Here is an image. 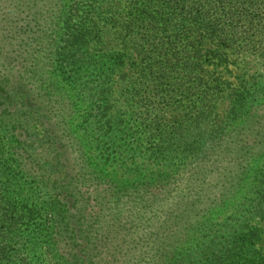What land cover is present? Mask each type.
Listing matches in <instances>:
<instances>
[{
  "label": "trees",
  "instance_id": "1",
  "mask_svg": "<svg viewBox=\"0 0 264 264\" xmlns=\"http://www.w3.org/2000/svg\"><path fill=\"white\" fill-rule=\"evenodd\" d=\"M56 1L62 25L51 24L49 33L46 58L58 69L45 81L49 86L38 91L32 84L33 93L22 79L10 88L0 84V134L12 133L8 149L0 150V264H264V109L262 116L257 111L264 107L263 83L241 82L226 99L229 114L198 126L192 135L198 139L185 141L180 155L155 149L167 169L149 176L134 160L124 165L129 147L116 138L119 121L92 89L104 59L93 61L90 32L64 27L72 0ZM262 6L264 0H130L121 26L123 52L111 57L119 64L127 56L133 60L134 95L152 88L146 81L154 76L161 82L176 75V90L189 83L197 88L203 79L193 73L216 63L207 55L223 62L217 39L230 46L241 36L240 21L257 27L260 21L249 11ZM71 11L80 14L78 5ZM38 70L27 69L25 81L29 76L38 82ZM65 83L88 91L90 123L105 130L102 141L111 142L113 159L107 155L97 163L100 170L72 130L74 105L69 112L60 102L44 103L62 98ZM217 87L209 82L198 97V122L211 109L209 95ZM249 119L251 141L249 130L239 129ZM66 138L81 147L68 149ZM110 160L124 165L122 178L129 172L133 179L103 174ZM233 202L232 214L210 222Z\"/></svg>",
  "mask_w": 264,
  "mask_h": 264
},
{
  "label": "rangeland",
  "instance_id": "2",
  "mask_svg": "<svg viewBox=\"0 0 264 264\" xmlns=\"http://www.w3.org/2000/svg\"><path fill=\"white\" fill-rule=\"evenodd\" d=\"M56 3V0H0V84L10 88L14 85L16 78L22 79L21 82L27 83L26 87L34 93L35 89L40 90L39 86H42L47 79L57 74L55 62L51 63L48 61L49 58H46L51 24L55 27L62 25V15ZM73 5H78L80 14L77 15L71 11ZM129 6L130 0L68 1L64 27L69 26V29L75 32L77 30L90 32L87 39L91 40L90 52L93 55V61L104 59L103 66L97 71L92 89L98 91L100 101L106 100L112 108L111 113L115 114L119 121L121 132L119 131L116 138L120 140L123 138L126 146L129 147V157L126 158L124 165L132 166L134 160L143 169H148L145 173L149 171V176L154 171V174L158 175L167 168L159 165L156 160L158 152L155 149L159 148L162 151L172 149L175 151L172 152L175 156L180 155L179 152L184 148L185 141L193 143L198 139L192 135L199 127H205L207 123L214 125L218 119L229 114L231 106L226 99L239 90L241 82L261 81L264 86V6H262L263 10L249 11L254 13L252 16L260 21L257 22L259 24L257 27L251 28L248 22L240 21L241 36L229 42L232 43L230 46L223 45L224 39H217L224 49L216 54L221 55L223 62L213 57L215 53L207 55V61L212 57L216 63L206 66L198 74L193 73L203 79L202 85L197 88L195 85L193 88L189 83L188 86L184 84L176 90L171 85L176 81V75H167V78L161 82L154 76L146 81L152 88L146 86L138 95H134L136 79L132 66L133 60L127 56L125 58L127 63L119 64L111 57L112 54L123 52L120 39L124 36V32L121 31V26ZM51 20H53L52 23H50ZM35 67L39 68L38 82L29 76L25 81L26 76L23 73ZM59 69L65 70L61 67ZM181 77L183 80L191 79L186 74ZM212 81L217 83L218 87L209 95L211 109L201 118L203 122H198V117L196 119L195 115L199 114L198 107L202 109V103L197 99L204 94L207 84ZM32 84L35 89L31 88ZM47 86L49 83H45V87ZM142 86V84L136 85L135 88ZM63 87L65 95L61 93L62 98L54 97L51 101L45 100V105L60 102L70 112L73 104L75 110L71 114L72 130L75 131L76 137L88 146H86L89 149L88 156L96 165L101 163L107 155H111L113 159L111 142L101 140L104 138L105 130H101L100 126L94 128L90 123L93 111L90 109L91 99L88 91L82 93L81 87L68 83H65ZM193 92L194 95H191ZM55 94H59V91L56 90ZM193 97L195 100H191ZM35 98L37 97L32 96L31 102L35 103ZM263 109L264 107L257 110H260L259 116L263 115L260 113ZM256 115L254 122H258L259 119L258 113ZM249 121L250 119L246 120L239 129L249 130L248 135L251 141L255 134H252L254 125L248 124ZM228 122L229 120H225L224 124ZM207 129L210 127L207 126ZM0 140V150L4 147L8 149V141L12 140V133L0 134ZM141 142L144 143L139 147L142 152L138 149V144ZM64 143L71 150L81 147L70 138H66ZM97 143H99L98 148ZM131 147L133 151L139 153V156H131L133 153ZM97 167L101 169V166L97 165ZM1 168L3 166L0 162V173H2ZM103 169L105 175L116 173L120 179H133L129 172H126V177L122 178L123 170L120 168L119 161L110 160ZM4 181V177L0 178V185ZM203 202L207 207L208 203ZM236 204L237 202H233V207L213 213L210 216V222H218L232 214ZM261 245L264 246V235ZM53 263L49 261V264Z\"/></svg>",
  "mask_w": 264,
  "mask_h": 264
}]
</instances>
